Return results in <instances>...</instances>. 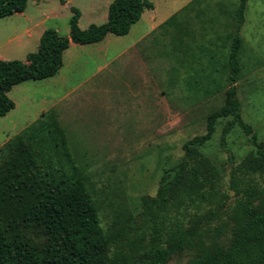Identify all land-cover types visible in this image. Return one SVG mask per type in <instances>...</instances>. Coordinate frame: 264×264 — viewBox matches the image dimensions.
Masks as SVG:
<instances>
[{
  "label": "rangeland",
  "instance_id": "1",
  "mask_svg": "<svg viewBox=\"0 0 264 264\" xmlns=\"http://www.w3.org/2000/svg\"><path fill=\"white\" fill-rule=\"evenodd\" d=\"M65 1L27 0L22 13L0 18V59L25 60L46 28L68 35L72 6L80 11L81 29L105 22L112 0ZM150 1L154 8L145 10L127 35L71 43L56 75L14 86L8 96L15 107L0 116L1 147L43 113L57 115L76 162L88 175L105 230L126 219L139 229L145 226L142 198L156 197L164 170L184 155L183 143L204 134L207 116L225 101L224 82L215 84L217 91L205 93L195 91L194 83L186 90L183 80L186 71L192 73L188 65L206 64L212 51L227 52L238 0ZM175 13L180 32L160 26ZM239 34L242 71L236 89L241 116L264 143V0H247ZM229 119H219L212 139L201 149L214 167L218 188L216 197L207 195L198 205L199 213L216 210L218 218L210 225L221 227L223 240L230 234L229 214L236 198L230 172L252 149L249 136L237 126L221 142L222 126ZM249 176L239 186L261 188L254 199L258 203L264 198V178ZM212 236L210 228L205 241ZM191 256L184 249L169 264H184Z\"/></svg>",
  "mask_w": 264,
  "mask_h": 264
},
{
  "label": "trees",
  "instance_id": "2",
  "mask_svg": "<svg viewBox=\"0 0 264 264\" xmlns=\"http://www.w3.org/2000/svg\"><path fill=\"white\" fill-rule=\"evenodd\" d=\"M26 5L27 0H0V18L21 13ZM246 6L247 0H238L227 52L212 51L206 64L188 65L192 73L186 71V90L194 83L195 91L213 93L215 84L224 82L225 101L207 116L206 132L183 143L184 155L164 170L156 197L142 198L143 228L126 219L104 229L88 175L76 162L55 113H43L0 147V264H169L184 249L192 253L184 264H264V198L254 202L262 189L239 186L243 176L264 178V143L242 119L236 89ZM153 8L150 0H112L105 22L81 29L80 11L72 6L68 35L46 28L25 60L0 59V116L15 107L8 96L14 86L57 74L71 43H96L109 33L126 35ZM176 15L160 26L180 32ZM175 37L181 39L178 33ZM227 117L221 142L237 126L249 136L252 149L230 172L236 198L229 214L230 234L223 240L221 227L210 225L218 218L216 210L199 213L198 205L207 195H217L214 167L201 149L212 139L219 119ZM210 228L214 236L206 242Z\"/></svg>",
  "mask_w": 264,
  "mask_h": 264
},
{
  "label": "crops",
  "instance_id": "3",
  "mask_svg": "<svg viewBox=\"0 0 264 264\" xmlns=\"http://www.w3.org/2000/svg\"><path fill=\"white\" fill-rule=\"evenodd\" d=\"M21 13H22V12H21ZM138 21H139V20H138ZM138 21H137V22H138ZM134 24H135V23H134ZM131 27H132V26H131ZM130 29H131V28H130ZM42 32H43V31H42ZM42 32H40V33L38 34V37H40V35H41ZM128 33H129V32H128ZM128 33H127V34H128ZM110 34H111V33L107 34L103 40H105V39L107 38V36L110 35ZM127 34H126V35H127ZM115 36H116V35H115ZM123 36H125V35H123ZM119 37H121V36H119ZM141 38H142V37H140V38L138 39V41L141 40ZM103 40H101V41H103ZM142 40H143V39H142ZM38 41H39V40H38ZM101 41H99V42H101ZM99 42H96V43H99ZM92 44H94V43H92ZM135 44H136V43H135ZM135 44H133V46H135ZM131 46H132V45H131ZM68 48H69V47H68ZM127 48H128V47H127ZM127 48H125V50H126ZM130 49H131V47H130ZM125 50H124L123 52H125ZM64 53H66V50H65ZM119 54H120V53H119ZM121 54H122V53H121ZM112 60H115V58L112 59ZM113 62H114V61H113ZM57 73H58V72H57Z\"/></svg>",
  "mask_w": 264,
  "mask_h": 264
}]
</instances>
